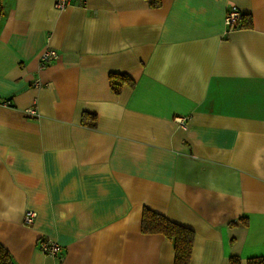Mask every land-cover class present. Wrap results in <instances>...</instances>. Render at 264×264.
<instances>
[{"label": "crops", "instance_id": "crops-1", "mask_svg": "<svg viewBox=\"0 0 264 264\" xmlns=\"http://www.w3.org/2000/svg\"><path fill=\"white\" fill-rule=\"evenodd\" d=\"M232 6L249 26H224ZM0 10V243L13 264H173L172 242L140 231L143 208L193 230L189 264L264 255V0ZM46 48L58 57L38 69ZM109 73L134 83L113 93Z\"/></svg>", "mask_w": 264, "mask_h": 264}, {"label": "trees", "instance_id": "trees-1", "mask_svg": "<svg viewBox=\"0 0 264 264\" xmlns=\"http://www.w3.org/2000/svg\"><path fill=\"white\" fill-rule=\"evenodd\" d=\"M160 0H149V4L157 6ZM1 15V10H0ZM251 24L249 13L241 12L239 27H247ZM109 87L113 93H118L124 84L133 85V80L125 73H109ZM94 115L83 112L81 123L93 125ZM140 231L144 233H161L166 236L173 245V264H189L194 232L192 229L176 223L165 215L143 208L140 218ZM237 255L229 257L230 264H239ZM0 264H13L7 249L0 243ZM247 264H264V255L251 256L247 258Z\"/></svg>", "mask_w": 264, "mask_h": 264}, {"label": "built area", "instance_id": "built-area-1", "mask_svg": "<svg viewBox=\"0 0 264 264\" xmlns=\"http://www.w3.org/2000/svg\"><path fill=\"white\" fill-rule=\"evenodd\" d=\"M71 0H54V7L58 10H61L65 8ZM84 1V0H82ZM241 21V11L235 7H229L223 17V24L225 27H236L240 25ZM58 57V52L55 49L52 48H46L43 50L38 58V69L43 68L46 66L48 63L51 61L55 60ZM33 86L35 87H40L42 85V82L38 77L33 79L32 82ZM3 103L8 104L9 101L6 100ZM25 112L29 115L36 116L37 109L35 107V104L33 106H30L25 109ZM176 121L180 124L185 126V121L183 117H176ZM36 217V212L32 209H26L23 215V223L25 225H32ZM39 249L47 255H56L57 253L60 252L61 246L59 243H57L54 240L51 239H40L39 244H38Z\"/></svg>", "mask_w": 264, "mask_h": 264}]
</instances>
